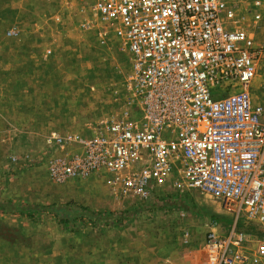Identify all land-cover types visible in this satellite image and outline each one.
<instances>
[{
    "label": "rangeland",
    "instance_id": "374dc122",
    "mask_svg": "<svg viewBox=\"0 0 264 264\" xmlns=\"http://www.w3.org/2000/svg\"><path fill=\"white\" fill-rule=\"evenodd\" d=\"M234 1L237 25L264 48V22L253 18L258 11L264 21V0ZM94 4L0 0V264L82 260L85 253L123 264H207L210 222L227 236L237 219L212 196L175 187L179 163L147 198H121L104 170L61 182L49 175L52 159L82 154L79 141L126 108L131 55ZM53 133L65 143L50 140ZM237 227L249 256L264 227L243 218Z\"/></svg>",
    "mask_w": 264,
    "mask_h": 264
},
{
    "label": "built area",
    "instance_id": "2783aa9c",
    "mask_svg": "<svg viewBox=\"0 0 264 264\" xmlns=\"http://www.w3.org/2000/svg\"><path fill=\"white\" fill-rule=\"evenodd\" d=\"M94 1L131 55L126 108L79 141L82 154L52 159L50 177L61 182L104 170L121 198H147L179 163L175 187L212 196L237 219L227 236L210 222L207 264H264V238L247 256V235L237 227L241 218L264 227V85L254 84L264 48L237 25V4ZM253 18L264 22L258 11ZM50 140L65 143L54 133Z\"/></svg>",
    "mask_w": 264,
    "mask_h": 264
},
{
    "label": "crops",
    "instance_id": "0c3cea01",
    "mask_svg": "<svg viewBox=\"0 0 264 264\" xmlns=\"http://www.w3.org/2000/svg\"><path fill=\"white\" fill-rule=\"evenodd\" d=\"M188 234L189 235V232L185 233V235ZM206 241V240H205ZM84 246V245H83ZM256 248V247H255ZM72 249V248H71ZM83 249L89 251L90 250V246L89 247H83L82 248V251H84ZM94 249H97L99 251L98 248H93ZM204 249L206 251V245L204 243ZM67 252L69 251L68 249L66 250ZM72 251V250H71ZM55 254H57V250H55ZM254 252H255V249L253 251V253L249 256H253L254 255ZM99 254V253H98ZM86 253L83 255V258L82 260H78V259H72V258H66V259H59L57 257L55 258H50L49 260H31V261H28L26 262V260H19L18 261V264H123L122 261L120 259H113V258H109L107 259L106 258H103V254H99L98 257L97 256H92L94 258H91L89 255L88 257H86ZM141 255L139 254V257ZM207 256V254H206ZM127 264H131V263H127ZM135 264H145L143 261H138L137 263Z\"/></svg>",
    "mask_w": 264,
    "mask_h": 264
}]
</instances>
